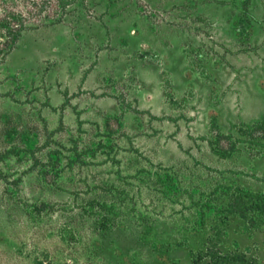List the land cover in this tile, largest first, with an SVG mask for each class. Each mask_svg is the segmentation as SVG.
<instances>
[{
	"label": "rangeland",
	"instance_id": "obj_1",
	"mask_svg": "<svg viewBox=\"0 0 264 264\" xmlns=\"http://www.w3.org/2000/svg\"><path fill=\"white\" fill-rule=\"evenodd\" d=\"M260 116L264 0H0V264H264Z\"/></svg>",
	"mask_w": 264,
	"mask_h": 264
},
{
	"label": "trees",
	"instance_id": "obj_2",
	"mask_svg": "<svg viewBox=\"0 0 264 264\" xmlns=\"http://www.w3.org/2000/svg\"><path fill=\"white\" fill-rule=\"evenodd\" d=\"M248 122H245L247 124ZM254 124H264V116L256 117L251 121ZM248 125V124H247ZM247 197L248 204H245L243 197ZM236 212L240 216H246L250 225L264 224V190L253 191L238 189L235 196ZM255 212L248 215V210ZM248 215V216H247ZM206 258V260L204 259ZM257 259L254 255H246L245 252H240L236 249H227L225 251L206 248L195 254L192 264H257Z\"/></svg>",
	"mask_w": 264,
	"mask_h": 264
},
{
	"label": "bare ground",
	"instance_id": "obj_3",
	"mask_svg": "<svg viewBox=\"0 0 264 264\" xmlns=\"http://www.w3.org/2000/svg\"><path fill=\"white\" fill-rule=\"evenodd\" d=\"M242 104H243V105H242V109L245 110V108H246V104H245V103H242ZM254 111H255V110H254ZM243 115H244L245 118L249 116L248 113H244V112H243Z\"/></svg>",
	"mask_w": 264,
	"mask_h": 264
}]
</instances>
